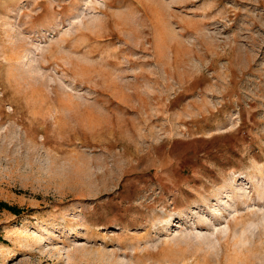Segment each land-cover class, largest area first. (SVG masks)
<instances>
[{"label": "rangeland", "instance_id": "1", "mask_svg": "<svg viewBox=\"0 0 264 264\" xmlns=\"http://www.w3.org/2000/svg\"><path fill=\"white\" fill-rule=\"evenodd\" d=\"M0 264H264V0H0Z\"/></svg>", "mask_w": 264, "mask_h": 264}, {"label": "trees", "instance_id": "2", "mask_svg": "<svg viewBox=\"0 0 264 264\" xmlns=\"http://www.w3.org/2000/svg\"><path fill=\"white\" fill-rule=\"evenodd\" d=\"M13 211H16L15 209H13ZM18 214L20 213V212H17Z\"/></svg>", "mask_w": 264, "mask_h": 264}]
</instances>
